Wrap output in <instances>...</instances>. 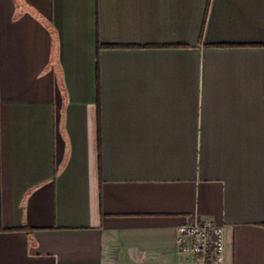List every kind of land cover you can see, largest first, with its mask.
I'll use <instances>...</instances> for the list:
<instances>
[{
  "label": "crops",
  "instance_id": "1",
  "mask_svg": "<svg viewBox=\"0 0 264 264\" xmlns=\"http://www.w3.org/2000/svg\"><path fill=\"white\" fill-rule=\"evenodd\" d=\"M197 219L264 264V0H0V264H190Z\"/></svg>",
  "mask_w": 264,
  "mask_h": 264
},
{
  "label": "built area",
  "instance_id": "2",
  "mask_svg": "<svg viewBox=\"0 0 264 264\" xmlns=\"http://www.w3.org/2000/svg\"><path fill=\"white\" fill-rule=\"evenodd\" d=\"M177 246L190 264H223L224 229L208 220H194L177 229Z\"/></svg>",
  "mask_w": 264,
  "mask_h": 264
},
{
  "label": "trees",
  "instance_id": "3",
  "mask_svg": "<svg viewBox=\"0 0 264 264\" xmlns=\"http://www.w3.org/2000/svg\"><path fill=\"white\" fill-rule=\"evenodd\" d=\"M103 46H101V45H98V52H99V50L102 48Z\"/></svg>",
  "mask_w": 264,
  "mask_h": 264
}]
</instances>
